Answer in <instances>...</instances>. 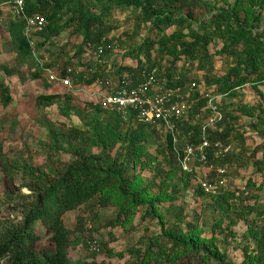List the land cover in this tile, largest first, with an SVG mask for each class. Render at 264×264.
I'll return each mask as SVG.
<instances>
[{
	"label": "rangeland",
	"instance_id": "obj_1",
	"mask_svg": "<svg viewBox=\"0 0 264 264\" xmlns=\"http://www.w3.org/2000/svg\"><path fill=\"white\" fill-rule=\"evenodd\" d=\"M3 1L0 0V4ZM76 1L77 7L85 5L83 11L89 15L110 11L104 17L102 36L123 35V44H128L129 51L133 52L130 57H122V60H131L126 62L127 65L135 58L138 60L136 56L143 57L148 66L152 62L157 66L169 65L171 59L160 58L156 44L148 51V56L142 50L137 51L143 40L151 41L154 36L148 23L135 21L132 9L118 8L117 0ZM201 4L215 10L233 9L244 24L253 25V35L264 46V0H200V4L188 12L191 30L195 34L208 32L210 28L212 13L200 7ZM185 12L183 9L173 13L185 16ZM251 14L259 21L254 23ZM6 25L8 23L0 25V81L8 87L12 101L7 107L0 104V147L6 160L15 167L13 176L17 194L26 197L30 195L27 187L34 186L22 174L25 167L41 179L42 183L39 181L37 184L40 186H34V190H41L45 186L43 183L60 176L77 153H84L100 157L103 167H121L119 173L129 193L138 192L141 196L142 204L130 202L131 211L127 218L119 212L123 204L105 208L87 205L66 213L64 225L74 231L69 251V259L73 263L132 264L128 251L142 247L139 239L158 237L176 227L182 229L185 239L193 241L192 253L195 256L244 264V254H254L255 242L251 235L264 228V81L242 86L228 94H219L217 88L208 87L205 81L223 77L234 66L232 59L216 54L222 40H212L207 48L208 58L202 66L189 63L186 67V61H181L177 64L178 72H172L183 74L184 88L194 85L195 96L217 107L222 116L237 119L229 124L235 131L226 144L230 152L201 166L197 173L188 175L178 164H169L165 158L166 133L156 130L141 133L140 142L127 154V142L120 141L112 146L105 135L103 125L107 114L93 105L97 103L95 99L79 90L72 93L62 91L48 85L44 78L29 80V75L36 71L34 62L30 58L16 60L9 38L1 29ZM175 30L171 27L161 35L170 36ZM93 31L96 33L98 30ZM183 33L187 34V30ZM81 42V36L74 35L70 28L49 40L37 37L36 43H42V47L35 54L40 57L46 55L50 60L61 56L69 63L70 55ZM240 49L238 46L237 50ZM2 68L11 70L12 74L5 76ZM259 68L256 76L263 75L264 58ZM45 84L49 87L45 88ZM40 95H57V98L52 105L38 112L34 101ZM207 117L208 112L200 113L197 120L192 117V125H204ZM74 129L82 135L79 140L71 136ZM95 165L100 167L96 162ZM215 183L218 184L217 189L211 188ZM3 185L0 171V223L16 224L21 221V210L30 199H19L5 206ZM105 194L115 199L119 197L117 199L121 203H129L114 189L107 190ZM32 228L41 238L36 248L52 250L43 225L35 222ZM88 240L96 242L99 253L89 251ZM103 245L123 257H109Z\"/></svg>",
	"mask_w": 264,
	"mask_h": 264
},
{
	"label": "trees",
	"instance_id": "obj_2",
	"mask_svg": "<svg viewBox=\"0 0 264 264\" xmlns=\"http://www.w3.org/2000/svg\"><path fill=\"white\" fill-rule=\"evenodd\" d=\"M116 2L118 8L132 9V17L137 23L150 25L154 41L143 40L137 51L141 52L142 50L148 56V51L154 48L153 44H156L160 58L168 57L171 61L167 67L157 66L155 62L150 65L158 67L165 73V76L170 77L175 70V65L181 61L202 66L208 58V46L213 39H220L223 43L216 54L232 59L234 66L230 67L223 77L205 81L208 87L217 88L219 94H228L242 86L264 81V72L263 75H255L264 58V46L253 35V25L244 24L233 9L215 10L206 4H201L200 7H205L212 13L210 28L208 32L195 34L191 30L188 12L196 8L200 4V0H117ZM77 3L76 0H26L25 2V12L28 15L38 13L44 16L47 21L45 29L38 35L44 41L56 37L60 32L70 28L73 29L74 35L81 36L82 42L74 52L75 57L81 54L82 47L86 42L98 41L102 37L101 29L104 26V17L110 12L104 11L96 16L89 15L83 11L85 5L80 4L77 7L75 5ZM183 9L186 11L185 16L173 13L175 10L182 11ZM250 18L254 23L259 21L258 17L252 14ZM22 25V22L11 21L4 29L1 28L9 38L16 60L30 58L31 55L27 41L22 35ZM171 27L176 30L170 36L161 35ZM94 29L98 31L95 33ZM184 30H187V34L183 33ZM238 46H241L240 50H237ZM41 47L42 43H37V50ZM132 53V51H128L126 56L130 57ZM138 63H140L139 60ZM145 64H147L146 60ZM2 72L5 76L12 74V71L6 68H2ZM39 79L41 76L37 70L29 75V80ZM176 84L185 85L183 74L180 75V80ZM48 87L45 84V88ZM8 91V87L0 81V104L3 107L9 106L12 101ZM56 98L57 95L37 96L34 101L36 111L39 112L52 105ZM205 106L206 101L198 99L197 103L191 107L192 114H198ZM96 110L101 111L100 109ZM104 118L106 121L103 129L106 130L105 135L112 146L120 141L127 142V154L132 152L140 142L141 133H153L154 131L146 126L124 125L111 114H107ZM236 120L234 117L222 116L221 122L217 124V131L209 132L207 139L226 145L235 135V131L229 124ZM101 122L103 121L101 120ZM95 124L98 125L97 122ZM189 130L192 137H186ZM199 132L200 125H192L191 128L186 127L182 130L183 137L193 141H197ZM71 136L75 140H79L82 135L74 129L71 131ZM165 139L163 149L165 158L169 164L177 165L171 139L168 135ZM104 151L106 150L104 149ZM210 161H212L211 156L208 157V162ZM95 162L100 167H97ZM103 166L100 163V157L77 153L74 161L60 173V176L43 183L45 186L41 190H34L40 186H37L39 181L42 183L41 179L25 167L22 171L23 176L36 186L27 187L30 195L25 197L15 191L13 176L16 172L15 167L6 160L0 147V171L4 178L2 197L4 205L8 207L19 199H30L21 210L20 222L16 224L0 223V264H77L69 259L74 231L67 229L64 225L63 217L66 213L87 205L88 207L105 208L108 206L118 207L123 204L124 207L119 212L125 218L129 217L130 202H135V205L142 204L140 193H129L126 183L119 173L121 167L114 169L111 165ZM109 189L117 191L129 203L126 204L124 201L121 203L117 199L119 197L115 199L106 195L105 192ZM35 222H40L45 228V232L49 236L47 241L52 246V250L36 248L41 238L32 228ZM188 228L190 227L188 226ZM184 237L182 229L176 227L158 237L139 239L140 243H143L142 247L128 251L132 264H231L223 260H213L204 255L195 256L192 253L193 241ZM251 237L255 242V252L253 255L245 253L243 263L264 264V228L252 233ZM103 248L109 257H123L121 254L112 253L106 245H103Z\"/></svg>",
	"mask_w": 264,
	"mask_h": 264
},
{
	"label": "built area",
	"instance_id": "obj_3",
	"mask_svg": "<svg viewBox=\"0 0 264 264\" xmlns=\"http://www.w3.org/2000/svg\"><path fill=\"white\" fill-rule=\"evenodd\" d=\"M26 0H5L0 4V25L11 21L22 22V35L31 50L30 59L48 85L72 93L82 91L95 99L104 113L116 117L120 123L131 126H146L166 133L171 139L176 163L184 173H197L201 166L219 156L230 152V147L219 141L207 139L209 132L217 131L222 115L217 107L206 102L198 114H192L191 107L200 99L195 96V87L177 85L180 73L165 76L156 66L145 64L143 57L130 62L122 60L129 51L124 38L102 36L98 41L86 42L79 56L75 53L68 59L61 57L50 60L48 56L35 54L36 39L47 25L44 16L38 13L28 15L25 12ZM178 64V63H177ZM175 65V72L177 66ZM189 66V62H185ZM128 69V70H127ZM88 84V82H90ZM79 90V91H78ZM196 97V99H195ZM208 112L205 124L200 126L197 141L181 138L182 130L192 127V117L199 118L200 113ZM186 137H192L189 130ZM221 173V171H219ZM222 184V183H221ZM218 184L211 188L217 189ZM89 251L97 254L99 247L94 240H88Z\"/></svg>",
	"mask_w": 264,
	"mask_h": 264
},
{
	"label": "clouds",
	"instance_id": "obj_4",
	"mask_svg": "<svg viewBox=\"0 0 264 264\" xmlns=\"http://www.w3.org/2000/svg\"><path fill=\"white\" fill-rule=\"evenodd\" d=\"M42 78V77H41ZM46 82V81H45Z\"/></svg>",
	"mask_w": 264,
	"mask_h": 264
}]
</instances>
